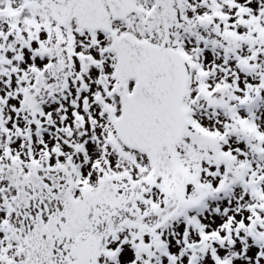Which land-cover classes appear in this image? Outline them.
Here are the masks:
<instances>
[{
  "label": "snow or ice",
  "instance_id": "1",
  "mask_svg": "<svg viewBox=\"0 0 264 264\" xmlns=\"http://www.w3.org/2000/svg\"><path fill=\"white\" fill-rule=\"evenodd\" d=\"M0 264H264V0H0Z\"/></svg>",
  "mask_w": 264,
  "mask_h": 264
}]
</instances>
